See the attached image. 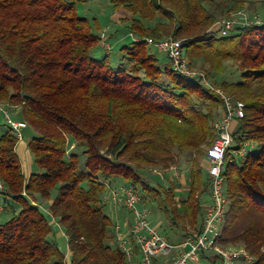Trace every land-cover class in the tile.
Segmentation results:
<instances>
[{"label": "trees", "instance_id": "trees-1", "mask_svg": "<svg viewBox=\"0 0 264 264\" xmlns=\"http://www.w3.org/2000/svg\"><path fill=\"white\" fill-rule=\"evenodd\" d=\"M81 1L0 0V102L20 106L11 112L36 132L27 141L28 177L18 138L9 126L0 135V212L13 208L11 200L19 206L0 223V264H127L101 203L107 182L116 180L132 185L144 203L155 200L184 238L200 232L202 196L210 193L203 147L215 139L222 101L176 72L167 55L163 62L148 50L145 38L165 37L181 38L189 66L203 62L216 87L246 103L231 127V149L247 142L260 148L225 161L228 211L219 242L242 244L254 257L250 264H264V22L220 35L219 15L244 9L245 0H110L111 24L143 39L119 46L123 62L114 65L100 45L99 20L78 14ZM106 33L111 42L121 38L117 29ZM228 61L240 72L236 81L217 78ZM182 152L192 153L184 197L179 183L152 187L141 176L142 166L168 168ZM38 197L49 200L44 206L68 235V255L59 229L32 204L43 203ZM203 257L216 264L218 256Z\"/></svg>", "mask_w": 264, "mask_h": 264}, {"label": "built area", "instance_id": "built-area-1", "mask_svg": "<svg viewBox=\"0 0 264 264\" xmlns=\"http://www.w3.org/2000/svg\"><path fill=\"white\" fill-rule=\"evenodd\" d=\"M263 23L257 15L230 16L217 21L220 35H227L239 28ZM135 41L143 40L141 37L130 33ZM101 47L110 50L113 45L108 39L106 31L100 33ZM148 44L155 46L164 52L171 61L172 68L179 74L198 81L200 84L215 91L222 101L221 113L213 122L216 134L214 141L206 147L208 160L209 197L210 200L203 204L202 229L196 235H188L181 242L173 243L168 240L151 221V210L143 202L142 195L132 185L126 183L112 184L107 182L101 203L105 207H111L113 211L126 209L131 217L128 222L121 223L116 220L112 227V243L125 252L128 263L134 264H194L198 262L205 253L214 252L222 261V264H250L254 257L246 248L238 246H224L220 241L223 227L228 211V199L226 193V177L223 168L226 159L244 156L248 147H253V142H247L240 150H232L233 135L232 123L245 115L246 103L235 99L220 87H216L208 76L189 67V62L184 53L183 40L165 37L159 40L145 38ZM14 106L0 102V112L18 138L23 139V130L28 123L20 118L12 116L11 109ZM4 186L0 182V196ZM22 195H27L23 191ZM32 204L38 205L47 211L52 226L62 231L61 224L50 212L49 207L38 204L31 200ZM3 204L0 203V210Z\"/></svg>", "mask_w": 264, "mask_h": 264}, {"label": "rangeland", "instance_id": "rangeland-1", "mask_svg": "<svg viewBox=\"0 0 264 264\" xmlns=\"http://www.w3.org/2000/svg\"><path fill=\"white\" fill-rule=\"evenodd\" d=\"M247 2V5L244 9L231 13L229 16H222L221 14L219 15V19L221 20V18H227L230 16H247L249 15L250 17H253L254 15H257L260 20L264 22V0H245ZM79 8L78 11L80 15H84L87 18L93 20V19H98L99 22L101 23V25L103 26L102 28L105 29V31H107L108 33H114L115 30H118L119 35L121 36H125L127 33V30L125 28L124 25H120V26H113L114 24H111L112 22L110 21V15L112 14L113 10L110 6V0H84L81 1L79 3ZM115 17V16H114ZM121 16H119L120 18ZM113 18V17H112ZM117 18V15H116ZM114 19V18H113ZM112 19V20H113ZM131 37L128 38H124V41L122 40V42H119L118 44H115L112 49L107 50L105 48H103V50L105 52H107V55H109V58H111V62L114 65L119 64L120 62L122 63L123 61V56L124 54L120 51L119 46L121 47L122 45L129 43L131 41ZM148 50L151 52V50L157 55V57L165 62L166 61V54L164 52H161L160 50H158L155 46L148 44ZM185 50V49H184ZM183 50V51H184ZM94 54L97 57H104V52L102 50L99 49H95V51H93ZM185 53V51H184ZM227 63V68L225 70V72H223L222 74L218 75L217 78L219 80H223V79H227V80H238L240 78V72L236 69V66L232 65V63L230 61L226 62ZM190 68H192L193 70L199 71V72H204V68H203V62L201 61H194V64H192L191 66H189ZM20 106H18L17 108H13V111H20ZM17 109V110H16ZM12 114V116L14 118H20L19 114L15 115L13 112H10ZM22 119V118H20ZM24 120V119H23ZM235 121L232 123L231 127L234 125ZM8 129V125L4 119V115L2 112H0V135H2L3 133H5ZM36 134V132L30 127H26L23 130V135L26 141H28L32 136H34ZM204 149L206 148L205 146L203 147ZM252 147H248V149H250ZM260 146L255 145L253 146L252 150L257 151L259 150ZM72 150V147L69 148V151ZM79 154V151H76ZM177 152V151H176ZM79 161L83 164L84 163V157L79 154ZM192 157V153L190 152H182L178 155V162L169 166L168 168H165V166L162 163H158L155 165H144L141 168V176L145 179V180H149L150 185L152 187L155 186H159V184L166 186L168 185L169 182H176L179 183L180 186V190L183 186H185L186 184V176H187V172L190 169V159ZM203 159V158H202ZM201 159V160H202ZM204 161V160H203ZM116 182H120L119 180H116ZM140 191H142L140 189ZM148 193V191H146ZM146 192H143V194H146ZM57 194V189H54L52 192V196L54 197ZM177 195H179V192H177ZM38 199L40 201H42L44 203V205L47 204V202H49L48 199H42L40 197H38ZM2 200L1 199V204H2ZM210 197H208V195H204L202 196V203L204 201H209ZM11 206L13 207L12 209H8V211H1L0 212V223H4L7 220L9 221V218L12 216V210L16 209L18 210L19 206L16 205L14 203L13 200L10 201ZM43 203H41L43 205ZM148 208L151 210V216H149L151 218V221L156 225V223L161 220V223L159 225V231H161L162 234L165 235H169L172 233H176L177 235L182 234V231L179 229H170L169 228V219L162 213H159L158 209H157V203L155 200L151 201L150 203H147ZM40 208V207H39ZM43 212H45L46 214L47 211L44 210L43 208H40ZM105 212L107 213V215L110 216V219H112L113 222H115L116 220L122 221L124 219H130L131 214L130 212H128L126 209L121 208L120 210H116L113 211L111 209V207H105ZM123 223V222H121ZM57 229V228H56ZM63 231V228H62ZM64 232V231H63ZM65 233V232H64ZM58 244L60 246V248L62 249L63 252H67L69 248L68 247V235L65 234V236L60 237L58 239ZM224 246H238V247H243V249L245 248L244 245L239 244V245H224ZM206 255H212V256H216V254L214 252H208L205 253ZM202 258H204L203 256H201ZM200 259L201 264H212V262H210L208 259ZM196 263V262H195ZM216 264H222V261L220 260V258H216Z\"/></svg>", "mask_w": 264, "mask_h": 264}, {"label": "crops", "instance_id": "crops-1", "mask_svg": "<svg viewBox=\"0 0 264 264\" xmlns=\"http://www.w3.org/2000/svg\"><path fill=\"white\" fill-rule=\"evenodd\" d=\"M115 14H116V11L114 12H112V14H111V19H113V18H115L114 16H115ZM113 17V18H112ZM128 38L129 37V35H127V33H126V35L125 36H121V38L120 39H118V40H115V41H113L112 40V45L114 46L115 44H118L119 42H122V40L124 41V38ZM151 52H153L152 50H151ZM17 153H18V155H19V157H20V159H21V163H22V167H23V169H24V171H25V175L28 177L30 174H31V172H32V164H33V156H32V154H31V152H30V149H29V147H28V143H27V141L25 140V138H24V135H23V139H21V141L19 140V142H18V144H17ZM119 183H122V182H115V183H113V184H119ZM186 184V183H185ZM186 187H187V185H185V186H183L182 188H181V190H180V192H179V195H178V197H184V191L186 190ZM205 195H208V197H209V194H205ZM207 201H204L203 202V204H205ZM44 205V204H43ZM121 222H123V223H126V222H128V219L126 218V219H124V220H122ZM160 223H161V220H159L157 223H156V227L158 228V230H159V225H160ZM154 224V223H153ZM55 228V227H54ZM56 229V228H55ZM57 230V229H56ZM59 231V233L62 235V236H65V234H64V232L63 231H60V230H58ZM159 232H161V231H159ZM165 237H167L168 238V240L169 241H171V242H173L174 244L175 243H178V242H181L183 239H184V237H183V233L182 234H180V235H177L176 233H172V234H169V235H165V234H163ZM68 253H69V249H68V251H67V253H66V255H68ZM136 256H137V254H135V258H134V264H135V261H136ZM202 258V257H201ZM200 258V259H201ZM202 259H205V258H202ZM194 264H201V262H200V260L198 261V262H196V263H194Z\"/></svg>", "mask_w": 264, "mask_h": 264}]
</instances>
